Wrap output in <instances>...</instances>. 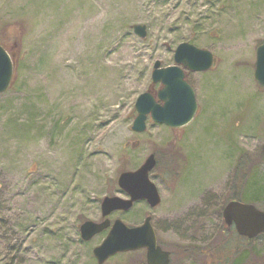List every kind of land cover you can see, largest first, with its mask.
<instances>
[{
	"label": "rangeland",
	"instance_id": "rangeland-1",
	"mask_svg": "<svg viewBox=\"0 0 264 264\" xmlns=\"http://www.w3.org/2000/svg\"><path fill=\"white\" fill-rule=\"evenodd\" d=\"M134 25L146 26L145 41ZM0 37L15 65L0 95V264H96L106 232L83 242L79 228L103 221L104 198L128 199L117 180L150 155L160 204L135 203L111 223L151 217L170 264H264V234L228 232L221 214L234 192L264 211V89L254 80L264 0H0ZM183 43L216 59L186 72L195 118L132 132L154 63L173 66ZM143 260L138 251L105 264Z\"/></svg>",
	"mask_w": 264,
	"mask_h": 264
},
{
	"label": "water",
	"instance_id": "water-1",
	"mask_svg": "<svg viewBox=\"0 0 264 264\" xmlns=\"http://www.w3.org/2000/svg\"><path fill=\"white\" fill-rule=\"evenodd\" d=\"M131 29L140 40H146V26L134 25ZM255 54L254 80L264 89V40L256 48ZM173 62V66L164 68L160 62L154 63L151 86L137 98L134 105L136 117L131 126L132 132L144 133L148 120L152 124L170 129H181L195 118L198 105L195 92L187 82L186 72L206 73L212 70L216 59L206 50L183 43L176 47ZM14 67L13 57L0 41V95L7 92L12 85ZM155 166V157L150 155L136 171L122 173L117 185L128 199L104 198L101 203L103 221L84 222L80 226L79 233L83 242H89L107 231L100 245L92 250L96 264H105L118 254L140 250H146V264L170 263V253L161 250L157 245L151 217L145 218L140 226L132 228L125 226L120 220L111 224L107 219L114 212L129 211L137 202L145 201L151 209L160 204L158 190L149 179V174ZM222 220L226 227H233L239 237L254 240L264 234V211L254 205L230 201L223 208Z\"/></svg>",
	"mask_w": 264,
	"mask_h": 264
},
{
	"label": "trees",
	"instance_id": "trees-1",
	"mask_svg": "<svg viewBox=\"0 0 264 264\" xmlns=\"http://www.w3.org/2000/svg\"><path fill=\"white\" fill-rule=\"evenodd\" d=\"M1 38V37H0ZM0 41H1V43L3 44V42H2V40L0 39ZM4 45V44H3ZM5 46V45H4ZM6 48V47H5ZM7 49V48H6ZM246 162H244V160H241L240 161V164H238V167L236 168V170H237V172L239 173V175H240V183H237V180H238V177H237V174L235 175V179H234V188L235 189H238V188H240L241 186V184H243V182H244V180H245V175H246V173H247V168H248V165L246 166ZM240 191V190H239ZM254 199H256V198H254ZM233 200H237V201H239V194H237V192H234L233 193ZM255 201V200H254ZM222 214V213H221ZM224 227L226 228V230L228 231V232H234V234L236 235V233H235V231H234V229L231 227V228H228V227H226L225 225H224ZM261 236V235H260Z\"/></svg>",
	"mask_w": 264,
	"mask_h": 264
},
{
	"label": "flooded vegetation",
	"instance_id": "flooded-vegetation-1",
	"mask_svg": "<svg viewBox=\"0 0 264 264\" xmlns=\"http://www.w3.org/2000/svg\"><path fill=\"white\" fill-rule=\"evenodd\" d=\"M154 229V228H153ZM154 232H155V230H154ZM155 235H156V232H155ZM156 240H157V245L161 248V250H163V251H165V252H169V251H166V250H164L161 246H160V244H159V242H158V239H157V235H156ZM141 252H142V254H143V262H142V264H146V250H141ZM170 253V252H169ZM170 261H171V253H170Z\"/></svg>",
	"mask_w": 264,
	"mask_h": 264
}]
</instances>
